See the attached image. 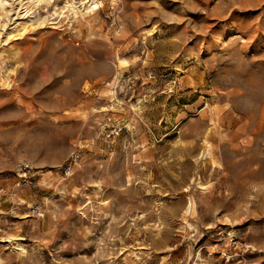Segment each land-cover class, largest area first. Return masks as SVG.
<instances>
[{
    "label": "rangeland",
    "instance_id": "rangeland-1",
    "mask_svg": "<svg viewBox=\"0 0 264 264\" xmlns=\"http://www.w3.org/2000/svg\"><path fill=\"white\" fill-rule=\"evenodd\" d=\"M72 1L0 7V264H264V0Z\"/></svg>",
    "mask_w": 264,
    "mask_h": 264
},
{
    "label": "bare ground",
    "instance_id": "bare-ground-1",
    "mask_svg": "<svg viewBox=\"0 0 264 264\" xmlns=\"http://www.w3.org/2000/svg\"><path fill=\"white\" fill-rule=\"evenodd\" d=\"M35 1L39 2L41 0H35ZM9 3H10V0H0V7L5 12L6 15L9 14V12H7L5 10V8L9 5ZM71 4H74V6L78 9V11L80 13L89 12V11H91L93 9V7L96 6L95 0H81L79 3H75V1H72ZM26 12H27V10H26ZM36 13H38V12L32 10V11L28 12L25 16H28L29 19L32 20L33 18H35ZM45 19H47V18L45 17ZM25 27H26V25H23V28H25ZM231 139H232V135H231ZM208 152L209 151L207 149L205 154H207ZM203 154H204V151L202 152V155ZM190 208H191V202L188 203V205L185 208V211L188 212L190 210ZM18 249H20L21 251H24V248L22 246H18Z\"/></svg>",
    "mask_w": 264,
    "mask_h": 264
}]
</instances>
